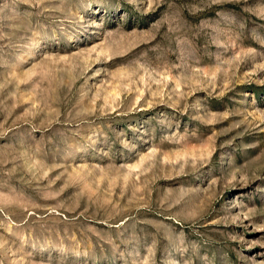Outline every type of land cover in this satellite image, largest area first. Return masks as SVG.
Here are the masks:
<instances>
[{
  "label": "rangeland",
  "instance_id": "rangeland-1",
  "mask_svg": "<svg viewBox=\"0 0 264 264\" xmlns=\"http://www.w3.org/2000/svg\"><path fill=\"white\" fill-rule=\"evenodd\" d=\"M0 264H264V0H0Z\"/></svg>",
  "mask_w": 264,
  "mask_h": 264
}]
</instances>
